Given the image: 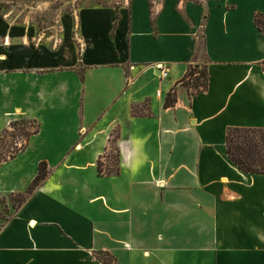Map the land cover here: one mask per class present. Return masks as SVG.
Returning <instances> with one entry per match:
<instances>
[{
  "label": "crops",
  "instance_id": "0c3cea01",
  "mask_svg": "<svg viewBox=\"0 0 264 264\" xmlns=\"http://www.w3.org/2000/svg\"><path fill=\"white\" fill-rule=\"evenodd\" d=\"M49 8L0 7V138L40 129L0 164V198L50 172L0 226V264H264V175L227 152L229 130L264 129V0ZM197 65L199 93L182 84ZM115 138L120 175L101 177Z\"/></svg>",
  "mask_w": 264,
  "mask_h": 264
},
{
  "label": "trees",
  "instance_id": "16d2710c",
  "mask_svg": "<svg viewBox=\"0 0 264 264\" xmlns=\"http://www.w3.org/2000/svg\"><path fill=\"white\" fill-rule=\"evenodd\" d=\"M15 0H0V7L5 9L4 2ZM255 22L259 30L264 34V14H258ZM182 84L190 91L200 86L208 85V71L206 65L191 66L186 78ZM176 104V96L170 93L167 97L165 107L170 108ZM135 116H143L138 108L134 109ZM40 131L37 123L32 121H17L11 124L10 128L4 132L0 138V151L5 147L8 137L16 139L23 138V143L19 149L9 152V155H3L0 152V164L8 159L14 158L17 154L24 151L34 135ZM117 138L114 139V155L115 164L107 167L103 163V157L98 160L97 169L99 176H118L120 175V151L116 146ZM4 145V146H3ZM227 152L230 160L244 173L252 175H264V129H240L234 128L229 130L227 135ZM105 158V156H104ZM107 167V169H105ZM49 168L47 163H41L39 174L31 184L28 191L24 194L11 195L10 199L18 210L27 200L35 193V191L43 185L49 177ZM17 204V205H16ZM96 258L102 263H115L116 258L107 252L95 253Z\"/></svg>",
  "mask_w": 264,
  "mask_h": 264
},
{
  "label": "rangeland",
  "instance_id": "374dc122",
  "mask_svg": "<svg viewBox=\"0 0 264 264\" xmlns=\"http://www.w3.org/2000/svg\"><path fill=\"white\" fill-rule=\"evenodd\" d=\"M124 1L127 0H44V2H24L16 0L15 2L5 1L4 5L5 10H16L15 15L21 19L23 15H31L33 10L44 4H49V11L53 10L54 12L62 11L69 14H76L80 9L85 7L117 5ZM49 11L46 14H49ZM50 14L51 16L40 13L36 16L35 20L39 22L40 31L44 30L49 22L53 23V19L56 18V16H54L56 13H54V15L52 13ZM5 143V147L1 148L0 151L4 156L9 155V152L15 151L14 149H19L23 143V138L17 137L16 139H11L8 137ZM103 163L107 165V167H111L115 164L114 145H112L108 154L105 156ZM107 167L105 169H107ZM14 212L15 205L10 197L0 198V226L3 225Z\"/></svg>",
  "mask_w": 264,
  "mask_h": 264
},
{
  "label": "built area",
  "instance_id": "2783aa9c",
  "mask_svg": "<svg viewBox=\"0 0 264 264\" xmlns=\"http://www.w3.org/2000/svg\"><path fill=\"white\" fill-rule=\"evenodd\" d=\"M160 73H161V79H167L169 77V70L166 66L164 65H159L158 66ZM206 86H200L199 88L195 89V93L203 92L205 91ZM159 95V93H158Z\"/></svg>",
  "mask_w": 264,
  "mask_h": 264
}]
</instances>
